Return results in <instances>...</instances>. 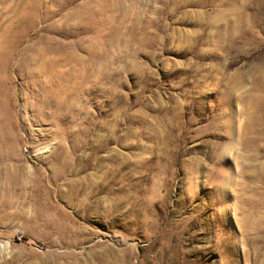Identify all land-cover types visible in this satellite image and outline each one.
Segmentation results:
<instances>
[{
	"label": "rangeland",
	"instance_id": "rangeland-1",
	"mask_svg": "<svg viewBox=\"0 0 264 264\" xmlns=\"http://www.w3.org/2000/svg\"><path fill=\"white\" fill-rule=\"evenodd\" d=\"M0 264H264V0H0Z\"/></svg>",
	"mask_w": 264,
	"mask_h": 264
},
{
	"label": "bare ground",
	"instance_id": "bare-ground-1",
	"mask_svg": "<svg viewBox=\"0 0 264 264\" xmlns=\"http://www.w3.org/2000/svg\"><path fill=\"white\" fill-rule=\"evenodd\" d=\"M63 50L66 51L63 58L56 59L51 58V56L49 58L42 57L40 64L37 65L36 72L39 75H43V77L45 76L44 78L46 79V87L44 89V99L39 100L36 103V111L38 112L41 118L47 120L51 116V112L48 113L45 111V109L49 108V106L53 105L54 103L56 107V112H53L54 117L58 116L59 123L63 124L66 128H68L66 124L68 123L70 125L69 131L71 132L72 129L74 130V128H76V122L83 118L82 108L85 100V81L87 77V70L86 61L83 56H80L78 53L75 52H69V50L67 51L66 48H63ZM52 110H54V108ZM69 113H71V115ZM62 117L66 119H63ZM76 133L81 135L84 133V131L81 129V126H79ZM91 136L92 134L87 135L86 140L84 141V147L86 145H89L88 140L91 141V138H89ZM98 138L99 137H96L93 141L99 143L100 141H97ZM105 142L103 143V145L100 142V145L98 144L94 146H96V148L104 147L106 145ZM77 146H75L73 149L76 150ZM72 155L73 154L69 153V151H66L61 157L57 159V163L59 165V168L57 170H59V173L57 172L56 176L62 175L69 168L70 164L73 162ZM79 161L82 162L83 159L79 158ZM55 168L53 169V171L55 170ZM84 168L85 167H83V169ZM85 180H88V178H81L80 181L75 180L74 182H72L73 188H76L78 184L80 185L88 183L89 185H92V180L90 178L88 182H86Z\"/></svg>",
	"mask_w": 264,
	"mask_h": 264
}]
</instances>
